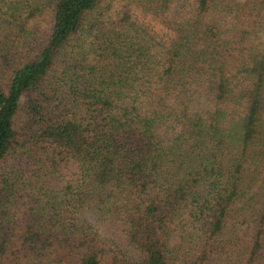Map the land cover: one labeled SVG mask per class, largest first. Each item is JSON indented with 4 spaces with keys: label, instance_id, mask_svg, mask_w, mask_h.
<instances>
[{
    "label": "trees",
    "instance_id": "16d2710c",
    "mask_svg": "<svg viewBox=\"0 0 264 264\" xmlns=\"http://www.w3.org/2000/svg\"><path fill=\"white\" fill-rule=\"evenodd\" d=\"M110 1L0 0V264H264V0Z\"/></svg>",
    "mask_w": 264,
    "mask_h": 264
},
{
    "label": "rangeland",
    "instance_id": "374dc122",
    "mask_svg": "<svg viewBox=\"0 0 264 264\" xmlns=\"http://www.w3.org/2000/svg\"><path fill=\"white\" fill-rule=\"evenodd\" d=\"M110 2L113 3L114 6V10L113 11H117V12H124L126 10L129 9V5L126 4L125 1L123 0H111ZM133 7L130 6V9H132ZM43 29V28H42ZM106 227V226H105ZM109 228L112 229V231L110 233H113V226L112 225H108ZM115 227V226H114ZM116 228V227H115Z\"/></svg>",
    "mask_w": 264,
    "mask_h": 264
}]
</instances>
